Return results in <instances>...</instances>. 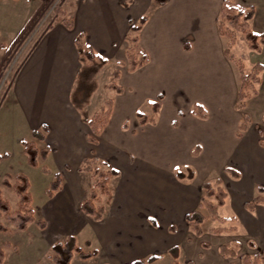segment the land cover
<instances>
[{
	"label": "crops",
	"instance_id": "obj_1",
	"mask_svg": "<svg viewBox=\"0 0 264 264\" xmlns=\"http://www.w3.org/2000/svg\"><path fill=\"white\" fill-rule=\"evenodd\" d=\"M263 1L260 6H255L256 16L259 7L264 11ZM156 2L75 0L70 15L53 23L38 38L20 65L8 98L14 113H19L17 119L20 118L22 126L31 132V139L28 140H34V129L48 125L46 141H36L38 147L41 142L52 148L45 161L52 156L58 157L59 149L63 153L58 158L63 172L60 171L63 188L48 200L45 211L47 219H44L47 226L43 229L64 233L61 240L87 230L86 242L91 241L90 247L100 245L98 254L90 258L98 259L99 264H131L153 254L162 258L168 252L175 261L171 250L176 247L180 250L178 260L181 263L184 254L191 255V242L196 239L186 214L199 207L203 194L200 182L181 183L172 173L173 162L188 150L192 141L188 140L187 132H181L182 127L178 130L171 126L165 132L161 131L157 116L162 114L165 102H162L160 112L153 115L156 123L141 125L138 111L135 114L139 119L136 128H130L125 115L120 122L115 118L116 112L123 106L134 103L136 107L145 100L155 101L159 94L163 95L165 101L168 95H181L185 88L201 94L202 97L196 101H206L208 93L222 99V88L227 78L214 73L213 69L219 63L223 65V62H228L217 25L224 0ZM143 15H148L149 19L139 32L138 44L148 52L150 60L135 71L119 65L114 69H119L121 76L118 79L113 76L112 80L123 88V92L118 93L110 87L115 93L113 97L105 99L101 109L108 100L113 99L112 115L98 136V142L92 143L88 139L92 132L89 120L94 114L88 118L84 113L99 86L82 109L74 104L73 90L83 68L76 39L82 37L87 46L108 57L109 64L113 61L126 63L127 36L132 34L131 22H138ZM64 19H72L74 28L69 29ZM1 52L0 62L6 49L1 48ZM227 72L228 69L224 70V75ZM198 120L209 119L197 116V119L190 120V126H196ZM173 126L177 127L178 123ZM205 135L201 139L207 142L209 134ZM238 137L242 138L243 135ZM196 144L201 145V152L202 143ZM223 147L226 149L225 145ZM239 149L243 156L250 153L245 142L239 144ZM207 150L204 162L212 153ZM167 152L171 154L168 158L165 155ZM93 155L107 161L110 167L119 169L118 176L122 178L116 195L112 188V199L100 220H94L80 209L81 202L86 198V189L92 185H86L80 177L81 167L85 158ZM249 160L255 171L260 170L261 164L257 160ZM242 164V160L234 163L240 170ZM253 199L249 197L244 202L248 215L242 217L245 233H248L245 237L252 240L258 251H264V203L256 204L253 210L248 209L245 204ZM236 221L239 222L238 217ZM235 231H239L238 226ZM205 249L198 246L199 258L207 261ZM236 258L221 253L209 264H236Z\"/></svg>",
	"mask_w": 264,
	"mask_h": 264
},
{
	"label": "rangeland",
	"instance_id": "obj_2",
	"mask_svg": "<svg viewBox=\"0 0 264 264\" xmlns=\"http://www.w3.org/2000/svg\"><path fill=\"white\" fill-rule=\"evenodd\" d=\"M155 1H157L156 3L159 2L158 0ZM74 2L75 0H48L46 3L47 8L44 9L39 20L32 26L30 25L24 36L18 39L30 19L38 9L41 10L45 3L42 0H0V44H2L0 45V57L2 56L1 48H3V44L11 50L8 62L5 64L4 69L0 71V190L2 196L10 202L14 211V216L11 220L0 216V224L10 228L9 231H0V248L3 249L4 253L0 264H56L51 258L54 252L52 245L55 242L53 241L61 240L64 233L59 232V230L55 232L54 229H43L39 226L38 221L47 219L45 211L50 199L47 189L52 180H54V174L61 171L58 158L62 157L63 153L59 149L57 151L58 157L52 156L47 161L40 159L37 167L29 164L21 139L25 137L31 139L29 138L31 132L22 126L20 118L17 119L19 113H14V108L8 98H10L9 94L11 93L15 75L38 38L50 25L62 19L63 16H69ZM239 2L243 5L254 6L262 4L261 0H241ZM251 27L256 32L264 33V11L261 7H259V14L251 22ZM17 39L18 41L15 43ZM221 39L225 49L227 39L224 37ZM262 48L261 52L255 51L248 43L239 39L238 36L237 42L232 48L236 60H228L227 64L223 62V65L220 63L216 65L217 63H215L216 67H214L213 72L216 74L220 73V76L227 78L226 85H223L222 88V99L217 98L213 93H208L206 101H196L198 97H202L201 94L188 88L181 91V95L177 97L168 95L165 97V101L162 99L165 104L163 105L162 114L157 116V125L161 127V131L165 132L170 126L178 130L182 127L180 129L181 132H187L188 140H192L188 150L173 162L172 173L176 178L180 179L181 183L200 182L201 189L204 182L211 181L217 186L216 180L221 179V185L228 191L229 196L226 204L220 208V213L224 217L236 216L239 219L238 223L237 219L229 221L215 220L206 209H203L207 216L203 224L204 233L199 237L190 228L196 239L194 242L192 241L193 243L191 242L193 246V249H190L191 255L186 256L184 254L181 258V264H189V259L193 260V264H209L215 260L217 255H221V244H227L237 250L236 264H242L244 255H253L258 251L252 240L245 237L248 233H245L242 217L248 216L247 210L244 208L245 200L259 195V185L263 183L262 185L264 186V145L262 144L264 142V71L261 73L262 82L254 85L255 90L253 88L250 89L251 96L247 100L246 106L237 110L234 108V103L238 100V91L242 84L240 68H243V72L249 74L257 62L264 64V44ZM128 62L129 60L126 63L113 61L112 64L103 65L92 75H90L91 70L89 68L82 69L73 90V98L79 100L86 93H93L94 89L99 86L91 105L85 110V116L90 118L105 104V99L113 97L115 92L110 88V84L112 83L111 81H114L112 80L114 69L119 66L125 69L128 66ZM226 69H228V72L224 75L223 72ZM222 83H224V80ZM153 102V99H149L139 103L136 107H134V103L123 106L116 112L115 120L120 122L125 115L130 128H136L139 125V119L135 115L136 111L141 110L146 115L153 117L155 115ZM197 102L203 103L209 110V120H198L199 122L196 126H190V120L197 119V116L192 111ZM245 114H249L251 119L244 118ZM173 121H177V127L173 126ZM242 122L248 125V130L243 133L242 138H239L236 133L239 130L238 126ZM206 133L209 134L207 142L201 139L206 136ZM222 140L226 149L223 147ZM197 142H201L203 145L201 152L195 149ZM244 142L250 148V153L246 156L239 152V144ZM38 145L39 148L46 146L45 143L41 142ZM207 149L211 150L212 153L210 158L204 162V156L208 155ZM165 155L168 158L171 154L167 152ZM174 155L172 154V156ZM249 159L257 160V163L261 164L260 170L255 171ZM241 160L244 161V165L242 164L243 168H241L243 172L242 178H236L225 171L226 166H235L234 163H238ZM98 165L102 169L110 168V164L105 165L101 161ZM43 166H47L52 172H44ZM191 170H194L192 178L178 177V172H182L187 176L191 173ZM80 173V177L86 185L92 184L90 189H86L87 197L95 182V178H93L91 172L82 171ZM19 174H24L29 180L32 204L36 210V220L30 223L26 230H20L17 227L18 222L15 211L17 209L18 195L14 187L5 183L7 181L14 184ZM118 177H112L113 179L111 178L109 182L111 189L114 188L115 190V195L120 179H122ZM202 193H204L203 189ZM107 199L108 196L103 195L105 207L108 204ZM262 206L264 207V204ZM258 211L260 213L261 210L259 209ZM178 225L180 229L179 222ZM233 226H238L239 231H226L221 234L210 232L212 227L229 228ZM171 228V230H174L173 227ZM73 236H75L78 245L84 250L100 248V245L87 246V230H83ZM236 242L238 243L237 245ZM198 246H201L202 249L209 247L205 249L207 261L199 258ZM184 250H186L184 252L187 254L185 247ZM173 261L171 254L168 252L159 261L150 264H173ZM262 263L264 264V260ZM71 264H99V262L98 259L83 260L75 254Z\"/></svg>",
	"mask_w": 264,
	"mask_h": 264
},
{
	"label": "trees",
	"instance_id": "obj_3",
	"mask_svg": "<svg viewBox=\"0 0 264 264\" xmlns=\"http://www.w3.org/2000/svg\"><path fill=\"white\" fill-rule=\"evenodd\" d=\"M45 5L41 8V10H37V12L30 19L28 25L25 27L23 32L20 34L18 39L24 36V33L28 31L30 25L32 26L39 20V17L43 13L44 9L47 8L46 3L48 0H42ZM160 4L166 3L168 0H158ZM41 7V6H40ZM39 7V8H40ZM256 16V7L254 5H242L235 0H224L223 6L220 12V15L217 19L218 31L219 34L227 39V45L224 50L225 56L228 60L233 61L235 59V55L232 52V48L234 44L237 42V38L242 41H245L250 45V47L258 52L262 51V45L264 44V33L256 32L251 27V22ZM149 16L143 15L138 22H131V30L132 34L127 36L128 47H127V56H128V66L127 69L129 71H135L139 67L144 66L149 62L150 56L147 51L139 46V32L144 26V24L148 21ZM65 25L69 29L74 28V21L72 19H64ZM32 23V24H31ZM53 25V24H52ZM50 25L49 28L52 27ZM18 39L15 43H17ZM14 43V44H15ZM76 44L80 50V61L83 63V68H89L90 75L94 74L99 70L103 65H106L110 59L92 49L86 45L83 41L82 37L76 39ZM3 48L6 49V52L0 62V71H2L5 67V64L8 62L11 50L7 48L6 45L3 44ZM242 67V65H241ZM241 69V77L242 84L238 91V100L234 103V108L239 110L246 106L247 100L250 98L251 93L250 89L253 88L255 90V84H260L262 82L261 73L264 71V64L261 62H257L252 68L251 73L246 74L243 72V68ZM82 72V71H81ZM80 72V73H81ZM114 78L118 79L121 76V71L116 69L114 71ZM80 76V75H79ZM110 87L115 89L118 93L123 92V88L116 82L113 81L110 84ZM92 94V93H91ZM90 93H86L85 96L80 98L79 100L74 99L72 96V100L76 106L80 109L84 107L86 103H88L90 97ZM162 99L163 95H158V100L153 102L154 113L158 114L162 108ZM113 99L107 101L106 105L98 112H96L89 120V124L91 127V134L88 135V139L92 143L98 142V136L102 132V130L109 123L112 110H113ZM193 113L202 118L207 119L209 117V110L206 106L197 102L192 110ZM138 116L140 117V124L145 125L148 122L156 123L155 116L150 117L146 115L141 110H138ZM244 118L250 120V115L245 114ZM173 125H177V121H173ZM248 129V125L242 122L239 125V130L237 135L242 136L243 131ZM49 131L48 125H43L40 129H34L32 131V135L34 140L22 139V144L24 145V152L28 156V162L32 166L37 167L39 165V160H46L52 151V148L49 145H46L42 148H39L36 144V141H46L47 132ZM264 145V142H262ZM199 152L201 149V145L197 144L196 148ZM102 162L105 165H109V163L105 160H100L96 155L92 157H86L84 160V165L81 167V171L91 172L93 178H95V182L89 192V195L81 202L80 209L86 215H89L94 220H100L104 217L105 213V204L103 202V195H107V201H111L112 199V189L110 187V179L112 176H118L120 174L119 169L110 167L109 169H102L98 163ZM43 171L46 173H51V169L47 166H43ZM225 171L236 178H240L242 176V171L236 166H226ZM194 176V170H191L189 175H185L182 172H178L179 178H192ZM5 183L11 187H14L15 192L18 195V203L17 209L15 213L17 214V227L20 230H26L30 223L36 220V210L32 204V196L29 191L30 183L28 178L24 174H19L17 180L14 184H11L7 181ZM216 184L211 181H206L202 184V189L204 193L201 196L199 207L191 212L186 214V220L189 223L191 230L197 235L201 236L204 233L203 224L206 220V214L203 212V209H206L211 217L215 220L220 221H229L236 220V216L224 217L220 213V208L226 204L227 198L229 196L228 191L221 185L222 180H216ZM63 188V178L61 172H56L54 174V180L50 183L47 193L49 198H53L54 195ZM260 194L255 196L252 201L246 202V207L248 209L253 210L256 204L264 203V186L259 185ZM0 216H4L8 220L14 216V211L12 210V206L10 202L2 196V192L0 190ZM14 221V220H13ZM40 227L45 228L47 226V222L45 220L38 221ZM237 227H212L210 229L211 233L221 234L226 231L236 230ZM10 228L7 226H3L0 224V231H9ZM87 246H91V241L86 242ZM238 243L236 242V245ZM235 245V246H236ZM53 254L51 258L56 264H71L72 259L75 254H78L80 258L83 260H88L90 258L95 257L98 254V250H84L81 246L78 245L75 236H68L64 240H58L52 245ZM220 251L225 256L237 257V250L233 247L228 246L227 244H222L220 246ZM172 255L175 258L173 264H181L178 260L180 256L179 248H174L171 250ZM3 249L0 248V263L3 260ZM161 258V255L153 254L148 256L147 258H140L133 261L131 264H150L154 263ZM264 260V251H257L255 254H246L242 257V264H263ZM189 264H193V261H190Z\"/></svg>",
	"mask_w": 264,
	"mask_h": 264
}]
</instances>
